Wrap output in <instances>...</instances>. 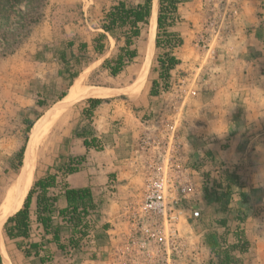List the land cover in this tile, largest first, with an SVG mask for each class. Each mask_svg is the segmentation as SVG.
Wrapping results in <instances>:
<instances>
[{
    "label": "rangeland",
    "instance_id": "1",
    "mask_svg": "<svg viewBox=\"0 0 264 264\" xmlns=\"http://www.w3.org/2000/svg\"><path fill=\"white\" fill-rule=\"evenodd\" d=\"M112 1L0 0V206L5 201L20 168L14 170L17 153L23 145L26 153L27 141L34 129L31 132L27 131V122L34 124L37 116L40 120L54 107L58 96L62 92L66 94L75 79L83 78L87 85L112 88L113 94L103 97L98 108H132L134 112L132 126L139 132V109L144 110L141 113L143 122H148L162 113H168L166 106L169 102L162 96L175 89L179 79L189 75L192 78L189 69L174 70L168 91L158 96H149L148 87L159 70L156 58L163 53V49L154 47L142 90L130 95L132 87L138 83L139 67L143 60L140 51L146 41L147 24L143 26L141 37L135 43L137 56L119 74L110 75L109 70L102 67V63L104 59L112 58L117 53V46L112 41L108 42L102 54H96L93 52L92 40L101 32L99 23L101 9L106 8ZM256 5L258 10L263 8L264 0H258ZM156 33L157 27L155 37ZM71 39L86 40L89 49L86 64L82 66L77 77L68 81L72 70L61 62L59 52ZM68 56L67 50L66 57ZM201 56V54L198 56L200 60ZM202 70L203 68L198 70L199 73L194 79L207 76ZM188 90L190 95L192 88ZM38 102H43L44 105H39ZM83 106V102L74 105L46 128L35 147L32 184L41 172L62 160L70 140L74 138L73 128L81 126L79 116L82 114ZM112 123L115 132L124 127L121 119L113 120ZM216 131L215 129V133ZM249 131L248 127L240 129L237 141L228 135L218 138L211 133L210 141L217 143V150L213 152L205 146V141L203 144H197V148L192 147L193 153L189 154L191 159L189 161L194 172L199 173L200 177V193L197 200L200 215L196 219H188L187 223L182 221L179 224L181 232H188L193 238L192 248L195 255L193 254L194 260L191 264L206 262L209 251L203 243L204 234L214 229L219 233L224 230L215 223L218 219L225 218L227 227L234 228L237 224L235 219L237 208L241 210L243 219L241 227L250 243L248 251L239 256V264H264V134L255 137L262 130L252 134ZM102 139H105V145L110 143L109 138ZM134 140L130 136L125 140L126 148L120 145L115 147L114 155L117 161L128 157V154L131 155L130 148ZM112 143L115 145L113 140ZM103 149L105 148L101 146L100 150ZM236 170L244 172L241 177L239 176L240 181L230 189L217 190L215 186L223 181L225 173ZM132 179L131 186L136 188L132 189V193H135L139 191V177L136 181ZM115 181L108 184L111 185L106 191L108 197L118 196ZM241 192L248 196L245 204L240 202ZM132 193L124 199H129ZM3 218L4 215L0 225ZM91 222L89 235L75 250L67 244L64 252L60 253L63 258L56 259L55 264H106L108 246L106 236L101 230L103 223L95 229V223L93 224L92 220ZM3 226L1 225L0 229L10 264H40L38 257L24 256L17 248L20 239H8ZM35 240L38 242L40 238L36 230H33L29 239L22 241V245L26 246L27 242Z\"/></svg>",
    "mask_w": 264,
    "mask_h": 264
},
{
    "label": "crops",
    "instance_id": "2",
    "mask_svg": "<svg viewBox=\"0 0 264 264\" xmlns=\"http://www.w3.org/2000/svg\"><path fill=\"white\" fill-rule=\"evenodd\" d=\"M116 1L118 0H113L107 7ZM257 1L187 0L179 3L173 13L174 22L168 27V31L180 37L182 43L171 49L179 63L170 70V79L172 72L178 69H189L192 78L189 75L179 79L177 87L165 93L162 98L169 102L166 108H179L181 113L178 153L182 161H191L189 154L193 153L192 147L197 148V144H203L204 141L205 146L212 152L217 150V143L210 141L211 133L218 138L228 135L236 140L240 134L238 131L248 127L251 134L262 130L255 137L264 134V7L258 10ZM100 30L103 33L101 28ZM104 34V48L106 43L111 41L115 45V40L108 33ZM81 41L87 43L86 40ZM200 54L201 60L198 58ZM193 64L195 66H192ZM201 68L202 73L206 72L207 76L194 79ZM190 88L192 90L189 95ZM192 91L195 95H191ZM82 102L84 106L79 116L80 125H85L88 137H94L96 143L105 149L98 151L94 147L86 148L83 139L74 135L62 160H58L39 176L56 174L55 185L47 189V195L55 198L51 215L52 225L57 228L60 243L64 244V247L58 248L51 233H44L41 225L35 220V194L30 204V232L36 230L40 238L38 242L51 254L52 259L48 264H55L56 259L63 258L60 253L66 249L69 237L77 236L72 224L64 221L58 214L60 209L67 206L64 191L66 188H88L96 204L88 217L95 223V229L103 223L101 230L106 236L108 249L105 263L117 264L121 259L119 252L125 250L119 247L123 246V240L129 234V225L123 216V204L127 201L124 198L133 192L132 178L136 181L139 177V191L144 185L141 158L138 176L132 173L130 168V154L118 161L114 155L115 147L120 145L126 148L125 140L130 136L133 139L136 137L138 131L132 126L134 112L132 108H98L100 103L91 111V117L87 120L83 114V109L88 106L87 99ZM143 111L139 109V131L142 123H145L141 119ZM173 115L176 117L178 114ZM117 119H121L124 124L119 132L114 131L112 123ZM103 137L110 139L108 145L104 144ZM112 140L115 145H112ZM130 149L132 154L133 146ZM70 157L80 158L81 167L75 172L67 173L62 166ZM60 167L62 168L59 169ZM235 174H238V182L239 176L244 172L236 170ZM195 180L197 184L200 183L199 173H195ZM110 181L116 182L118 196L114 198L106 194L107 188L111 186L108 185ZM221 185L222 188L218 190L227 188L225 179ZM235 185L231 184V187ZM139 191L131 195L136 196ZM184 234L193 243L192 236L188 232ZM207 257L208 260L209 252ZM178 264L185 263L182 261Z\"/></svg>",
    "mask_w": 264,
    "mask_h": 264
},
{
    "label": "trees",
    "instance_id": "3",
    "mask_svg": "<svg viewBox=\"0 0 264 264\" xmlns=\"http://www.w3.org/2000/svg\"><path fill=\"white\" fill-rule=\"evenodd\" d=\"M184 1L187 0H157V33L154 46L156 49H163V53L156 58L159 70L157 71V79L151 81L148 90L149 96H158L170 88V70L179 63V60L171 53V49L181 45L182 40L175 33L168 31V27L173 25V13H175L177 5ZM150 8L151 0H142V2L138 3L132 0H118L101 10L99 23L103 33L99 32L93 38V51L97 54H102L106 39L104 32L115 40L117 53L112 58L104 59L102 63V67L108 69L110 75L116 76L119 74L137 56L138 52L135 43L141 37L143 26L147 24ZM67 50L69 51L68 57H66ZM59 57L64 66L72 70L68 81L73 80L87 62V43L81 40H68L64 45V49L59 52ZM64 95L65 92H62L57 99H61ZM101 101L102 99L100 98H87L88 106L83 109L86 119H90L91 111ZM38 103L39 105H44L43 102ZM38 118L39 116H37L34 124L33 122H27V131L30 130L31 132L39 122ZM87 132L85 125L73 128V135L81 137L86 148L94 147L100 150L101 146L96 143L94 137L89 138L86 134ZM24 148L25 146L23 145L17 153V162L14 170H18L22 163V157H25L23 154L25 153ZM72 161L78 164L81 163L80 158L70 157L68 162L62 166L65 172L72 173L78 170V168L73 166ZM55 175L47 173L37 178L27 191L22 202L9 210L1 221L2 226L5 223L3 226L5 236L10 240L20 239L17 242V248L21 250L25 257H30L31 255L38 257L40 264H46V262L51 261V254L42 247L40 242L29 241L26 246H23L22 241L28 240L30 237V204L32 196L35 194V220L41 225L44 233H51L52 240L57 244L58 248L64 247V244L60 243L57 228L52 225L51 215L54 211L55 198L47 195V189L55 185ZM224 179L227 182V188L230 189L231 184H237L238 174L226 172ZM215 187L218 190L222 188V185L218 182ZM64 195L67 206L60 209L58 214L64 221L72 224L73 231L77 234V236H71L68 239V245L75 250L90 233L92 222L88 215L95 209L96 204L93 202L88 188H66ZM240 196V202L245 204L248 201V196L243 192H241ZM240 213L241 210L237 208L235 217L237 224L233 229L227 227L225 218H220L215 223L224 230L219 233L214 229L204 234L203 243L209 251V259L206 264H239V256L248 251L250 243L241 227L243 219ZM42 252L43 254H41Z\"/></svg>",
    "mask_w": 264,
    "mask_h": 264
},
{
    "label": "built area",
    "instance_id": "4",
    "mask_svg": "<svg viewBox=\"0 0 264 264\" xmlns=\"http://www.w3.org/2000/svg\"><path fill=\"white\" fill-rule=\"evenodd\" d=\"M167 110L142 123L133 142L130 168L139 176L141 158L144 185L123 204L129 234L119 247L125 250L119 252L117 264H191L194 260L192 243L179 224L199 217L200 186L192 164L180 160L178 153L180 110Z\"/></svg>",
    "mask_w": 264,
    "mask_h": 264
},
{
    "label": "bare ground",
    "instance_id": "5",
    "mask_svg": "<svg viewBox=\"0 0 264 264\" xmlns=\"http://www.w3.org/2000/svg\"><path fill=\"white\" fill-rule=\"evenodd\" d=\"M152 17L149 23L148 30L145 32L146 41H144L141 47V53L143 55V60L139 67V76L137 78V84L132 87L133 89L129 92L130 95L137 93L146 80V73L149 66V62L154 51V37L156 30V18L158 3L157 0H152ZM83 76V75H82ZM142 90V89H141ZM114 90L105 86L98 85H87L83 78L76 79L69 86L66 94L54 103V107L46 112L39 122L36 124L27 142L26 154L23 158V173L19 179L14 182L8 190V195L5 201L0 206V220L9 210H11L15 205L22 202L23 198L27 194V191L32 185L33 181V162H34V152L38 141L41 139L43 133H45L46 128L53 122L59 115L63 114L69 108L74 105L84 101L89 97L103 98L108 97L113 94ZM25 151V150H24ZM35 171V169H34ZM6 221V220H5ZM4 224V223H3ZM0 257L3 264H10L9 259L5 252V247L3 243V237L0 229Z\"/></svg>",
    "mask_w": 264,
    "mask_h": 264
},
{
    "label": "water",
    "instance_id": "6",
    "mask_svg": "<svg viewBox=\"0 0 264 264\" xmlns=\"http://www.w3.org/2000/svg\"><path fill=\"white\" fill-rule=\"evenodd\" d=\"M152 12H153V8H152V0H151L150 14H149L148 21H147V30H148L149 23H150V20H151V17H152ZM156 23H157V18H156ZM22 173H23V159H22V163L20 165V168H19V170H18V172L16 174L14 182H16L19 179V177L22 175Z\"/></svg>",
    "mask_w": 264,
    "mask_h": 264
}]
</instances>
